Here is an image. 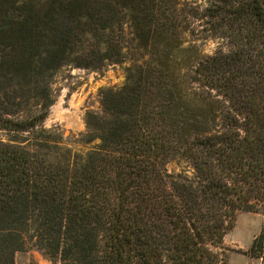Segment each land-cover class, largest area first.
Here are the masks:
<instances>
[{
    "label": "trees",
    "instance_id": "obj_1",
    "mask_svg": "<svg viewBox=\"0 0 264 264\" xmlns=\"http://www.w3.org/2000/svg\"><path fill=\"white\" fill-rule=\"evenodd\" d=\"M202 2L0 0V264L29 240L53 264H229L237 214L264 215V0ZM124 62L84 149L42 125L63 65Z\"/></svg>",
    "mask_w": 264,
    "mask_h": 264
},
{
    "label": "rangeland",
    "instance_id": "obj_2",
    "mask_svg": "<svg viewBox=\"0 0 264 264\" xmlns=\"http://www.w3.org/2000/svg\"><path fill=\"white\" fill-rule=\"evenodd\" d=\"M174 1L182 3L184 0H167L168 5ZM192 1V0H188ZM203 4V0H195ZM183 23V22H182ZM189 24L187 31L192 29ZM200 27V26H196ZM183 33V46H192V37ZM180 37L171 33L164 41L163 51L167 54H177V44ZM216 46V41H198L196 47L203 53H211ZM153 56H158V46ZM150 51V50H149ZM128 62L109 63L101 69L77 67L72 64L63 65L54 75L51 89L54 102L49 107L48 115L42 125L46 128H58L63 141L75 150L84 149L80 135L85 132V115L89 111L101 112V91L106 87H117L125 82V67ZM0 137L6 138V133L0 130ZM185 161L173 157L166 163L168 171L176 172L188 169ZM264 209V206H263ZM263 212L241 211L237 214L234 227L225 235V244L234 249L230 252L229 264H264L261 257L250 256L248 249L255 235L260 231L263 223ZM15 264H53L50 256L33 240H29L26 248L15 254Z\"/></svg>",
    "mask_w": 264,
    "mask_h": 264
}]
</instances>
